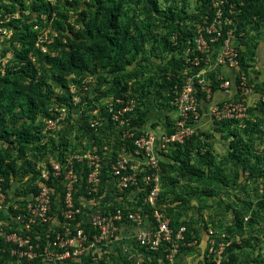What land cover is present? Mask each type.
Returning <instances> with one entry per match:
<instances>
[{"label": "rangeland", "instance_id": "obj_1", "mask_svg": "<svg viewBox=\"0 0 264 264\" xmlns=\"http://www.w3.org/2000/svg\"><path fill=\"white\" fill-rule=\"evenodd\" d=\"M34 1L38 3L0 0V74L17 66L12 49L6 48L12 43L19 47L14 41L11 23L22 19L33 23L40 54L29 58L39 74L44 75L48 91V116H38L30 126L33 136L39 131L38 139L30 138V142L20 146L14 140L10 144L0 143L2 148L7 147L19 169L12 182L16 200L14 203L7 200L6 212H11L10 205L17 203L21 195H29L25 187L33 186L40 169H48L55 160L73 153L96 154L106 164L112 160V154L128 153L124 148L126 139L131 142L146 134L159 139L172 133L180 124L177 109L166 91L163 93L166 99L156 97L154 85L163 74H172L182 84L191 80L194 85L200 83L210 89V93L199 92L202 95L198 99L200 120L191 136L183 143L161 142L155 146L158 180L153 204L145 202L153 187L146 177L152 171L141 159L131 162L138 167L137 186H133L131 201L126 202L149 221L158 213L173 225L188 226L191 241L180 244L173 261L168 263L163 254L140 248L131 234L133 225H123L128 228V234H123L120 228L118 240L106 247L112 245L114 252H106L96 260L105 257L104 264H264V0H250L245 10H230L232 18L222 16V0L128 3L121 11L122 23L139 29L152 25L150 30L154 36L145 44L144 54L138 55L120 73L75 70L60 83L55 82L52 73L56 72L52 71L65 39L52 30L45 12L33 10ZM68 1L71 4L62 0H44V3L58 5L67 14V22L73 29H82L81 12L87 14L91 0ZM168 8L175 13L173 28L163 20ZM145 12H150V23ZM226 25L233 27L225 29ZM175 27L190 30L181 52L171 50L167 44H174ZM224 29L226 38L219 42ZM226 48L237 52V67L218 64V57ZM46 56L51 60L45 61ZM226 68L235 69L236 73L230 76ZM121 76L132 98L118 112L113 106L121 101L113 99L112 90L116 89L115 80ZM225 81H229V87L224 86ZM242 81L244 95L239 91ZM201 100L210 103L206 111L202 110ZM224 103L239 105L240 110L231 117L216 118L213 108ZM146 106L149 107L146 123L136 135L123 113L130 111L135 115L134 109ZM114 114L117 119L112 118ZM52 138L54 149H51ZM19 147L23 154L17 152ZM187 167L196 169L197 175L190 174ZM9 255L5 256L0 248V264H18ZM82 260L73 259V262L80 264Z\"/></svg>", "mask_w": 264, "mask_h": 264}, {"label": "built area", "instance_id": "obj_2", "mask_svg": "<svg viewBox=\"0 0 264 264\" xmlns=\"http://www.w3.org/2000/svg\"><path fill=\"white\" fill-rule=\"evenodd\" d=\"M237 58L235 50L226 48L217 62L235 68ZM240 84L239 91L244 95L246 89L243 81ZM229 85V81L224 82L225 87ZM198 91L207 95L210 93V89L207 90L200 83L194 85L191 80L185 81L174 91L173 103L180 124L172 133L159 139L150 134L135 138L133 152L116 155L109 165L96 154L73 153L62 160H55L48 169H40L38 178L33 182L35 191L10 205V213L6 212L9 196L0 178V243L9 247V254L15 257V262L34 264L39 259L40 264H56L65 263L70 258L81 260L87 257L94 261L108 252L107 244L118 240L117 232L123 225H133L137 229L134 235L140 248L151 253L159 252L168 263L172 262L180 244L184 242V225L173 232L168 220L158 213H154L153 220L149 221L146 215L124 203L99 204L95 200L102 192L104 175L112 180L113 189L118 195L137 186L138 167L131 162L141 159L145 167L152 171L146 177L153 187L145 202L153 204L158 180L154 148L161 142L183 143L191 136L195 124L200 120ZM239 91L236 89V92ZM236 110H240L239 105L224 103L215 106L213 114L216 118L231 117ZM112 118L117 119V115L114 114ZM47 124L51 127L50 123ZM84 200H91L92 204L85 207ZM54 220L58 222L56 225H53ZM83 225H86L87 231ZM58 227L63 231H58ZM40 230L44 235L42 247Z\"/></svg>", "mask_w": 264, "mask_h": 264}, {"label": "trees", "instance_id": "obj_3", "mask_svg": "<svg viewBox=\"0 0 264 264\" xmlns=\"http://www.w3.org/2000/svg\"><path fill=\"white\" fill-rule=\"evenodd\" d=\"M62 1L71 4L68 0ZM36 2L38 3L36 4L35 1L32 3L33 10L45 12L47 21L51 22L52 30L57 36L65 39V43L61 44V54L57 60V64L54 67V71H52L56 72V74L52 73L56 83L62 82L65 76L75 70L89 71L91 73L99 70H108L120 73L127 66L131 65L138 55L144 54L145 44L151 41L154 36L150 30V26L152 25L139 29L130 26L128 23L121 22L123 6L131 2L139 4L141 0H91L92 4L88 6L87 14L85 11L81 12L84 27L77 30L73 29L67 22V14L58 5L45 4L44 0H36ZM74 2H78V0H74ZM249 2L250 0H222V16L224 18H232V14L229 13L230 10L234 12H237L239 9L245 10V6ZM153 8L156 12H159L155 9V5H153ZM256 13H258V10ZM145 14L147 22H149L150 12H145ZM164 16L163 20L166 26L173 28L175 13L168 8ZM11 24L14 28V41L19 44V47L13 46L14 43H12L10 47L6 48V50L12 49L17 66H12L0 74V143L7 142L10 144L14 140L20 146L21 144L30 142V138L36 137L38 139L39 131L36 130L34 133L36 136H33L30 126L33 125L38 116H48L46 110L48 91L44 75L39 74L38 69L29 58L30 55L40 54L36 48V33L33 29V23L17 19ZM230 27H233V25H226L225 29ZM175 28L174 44L168 42L167 44H169L171 50L181 52L185 48L188 36H190V30ZM225 29L222 31L219 42L224 41L226 38ZM49 60L51 58L46 56L45 61ZM122 80V76L117 78L113 85L116 89L112 90V97L114 100L121 101V103H114V111H121L127 101L132 98L130 93H128L126 82L122 83ZM154 85L156 86V97L166 99L163 94L166 91L171 100L175 96L174 91L178 90L182 83L175 75L163 74L162 79L156 81ZM199 96L201 97L202 95L198 91V99ZM134 111L135 115L130 111H126L123 113V116L128 118L130 127L136 130L137 135L139 134L138 130L147 120L149 107L146 106L140 110L134 109ZM108 116L109 114H107V118L110 124L112 121ZM10 139L12 141H9ZM50 140L52 143L51 149H54L53 138ZM124 144L125 151L132 153L134 150L133 141L130 142L126 139L124 140ZM186 151L188 152V150ZM17 152L23 154V149L19 147ZM111 156L113 160L116 155L112 154ZM108 163L106 165H109ZM187 168L190 170V174L197 175L196 169ZM18 171L19 169L15 166V159L10 157L7 147L2 148L0 146V178L3 179L2 187L4 191L9 193L7 200L12 202L15 201V195L12 192V182L15 176L18 175ZM35 174L37 175L38 171H35ZM106 178L105 175L102 177V187ZM25 188L29 190V193L35 191V187L33 186ZM134 189L135 187L126 189L122 195L125 196L126 193ZM11 195H14V197ZM21 197L24 198L23 195ZM179 226L181 224L173 225L171 221L169 223V227L173 232ZM82 227L87 231L86 225ZM185 229L184 241L189 242L191 241L190 228L185 226ZM57 230L63 231L60 227ZM40 233L42 235L40 242L42 247L44 235L41 230ZM0 248H3L5 256L9 255L8 246L0 243ZM10 258L12 261H16L15 257L11 256ZM104 258H98L95 264H104ZM93 262L91 257H87L83 258L80 264H93ZM65 263L74 264L72 258L65 261ZM34 264H40L39 259L35 260Z\"/></svg>", "mask_w": 264, "mask_h": 264}, {"label": "crops", "instance_id": "obj_4", "mask_svg": "<svg viewBox=\"0 0 264 264\" xmlns=\"http://www.w3.org/2000/svg\"><path fill=\"white\" fill-rule=\"evenodd\" d=\"M226 69H228V68H226ZM228 70L230 72V76L232 74L236 73L235 69H228ZM200 105L202 106V110L204 109L205 111L210 107V103L207 104V102L206 101L203 102V100H201ZM134 192H135V190H131L128 193H126L125 196L118 195L113 189L112 180L106 179L104 182L102 192L97 197V199L95 201H96V203H99V204H122V203H124V204L128 205L127 202L131 201L132 197L134 196ZM91 202H92L91 200H84L83 205L85 207H89L92 204ZM55 224L56 223H53V225H55ZM125 227L121 226L122 232H123V234H128V232L126 231L128 228H125ZM136 231H137V229H135V228L131 229V234H135ZM113 250H114V247L112 245L107 248L108 252H114Z\"/></svg>", "mask_w": 264, "mask_h": 264}]
</instances>
